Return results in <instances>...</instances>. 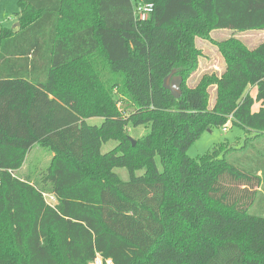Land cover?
Returning <instances> with one entry per match:
<instances>
[{"label":"trees","instance_id":"obj_1","mask_svg":"<svg viewBox=\"0 0 264 264\" xmlns=\"http://www.w3.org/2000/svg\"><path fill=\"white\" fill-rule=\"evenodd\" d=\"M17 15L0 25V264H264V40H215L222 71L189 85L233 0H19ZM228 121L256 145L188 155ZM35 145L50 165L19 177Z\"/></svg>","mask_w":264,"mask_h":264},{"label":"rangeland","instance_id":"obj_2","mask_svg":"<svg viewBox=\"0 0 264 264\" xmlns=\"http://www.w3.org/2000/svg\"><path fill=\"white\" fill-rule=\"evenodd\" d=\"M229 9L231 7L229 6ZM233 9L237 12L234 25L231 23L228 26L218 28L212 33L213 40L198 39V45L203 50L198 70L189 79V85L195 86L202 79L204 74L217 71L221 72L225 62L215 44V40L225 39L231 36L242 39L248 46L255 47L264 40V31L256 28H242L249 23L256 24L264 18V3L260 0H233ZM19 11V0H0V25L6 28H19L16 25L18 21L17 12ZM210 106L215 102V89L210 88ZM255 93V92H254ZM255 95V94H254ZM89 124L100 125L103 121L100 117L90 118L87 120ZM227 127V130L224 128ZM131 133L135 138L143 137L149 131L145 126L132 127ZM249 135L237 124L228 121L222 126H215L204 130L196 140L189 146L187 153L193 158H200L211 150L214 146H231L241 148L245 152L256 145V141L251 139ZM251 139V140H250ZM117 141L111 140L102 146L103 152H108L117 145ZM52 160V152L47 148L35 145L27 156V160L18 171V176L23 178L36 179L39 177L40 171L47 168ZM159 169L162 170V163L159 157L156 158ZM115 172L123 180H129L130 174L126 168H116ZM144 171H138L136 174L141 175ZM53 196V195H52ZM46 200L52 205L56 204V199L51 197V194L46 193Z\"/></svg>","mask_w":264,"mask_h":264},{"label":"built area","instance_id":"obj_3","mask_svg":"<svg viewBox=\"0 0 264 264\" xmlns=\"http://www.w3.org/2000/svg\"><path fill=\"white\" fill-rule=\"evenodd\" d=\"M153 11H154L153 3H139L136 5V13L138 15V18L142 21L148 19L150 15L153 13ZM224 129L227 130V127H225ZM51 197L54 198V196L52 195ZM93 264H112V261L110 259L105 260L99 253H97L96 259Z\"/></svg>","mask_w":264,"mask_h":264},{"label":"water","instance_id":"obj_4","mask_svg":"<svg viewBox=\"0 0 264 264\" xmlns=\"http://www.w3.org/2000/svg\"><path fill=\"white\" fill-rule=\"evenodd\" d=\"M16 25H19L17 23ZM182 83L183 77L177 74V70L174 69L164 80V87L171 91L175 98H180L182 96ZM135 144V139H132Z\"/></svg>","mask_w":264,"mask_h":264},{"label":"crops","instance_id":"obj_5","mask_svg":"<svg viewBox=\"0 0 264 264\" xmlns=\"http://www.w3.org/2000/svg\"><path fill=\"white\" fill-rule=\"evenodd\" d=\"M19 23V22H18Z\"/></svg>","mask_w":264,"mask_h":264}]
</instances>
